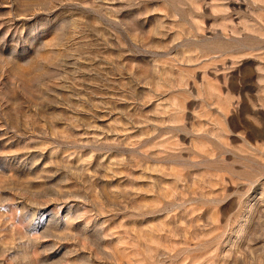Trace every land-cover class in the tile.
<instances>
[{
    "label": "rangeland",
    "instance_id": "374dc122",
    "mask_svg": "<svg viewBox=\"0 0 264 264\" xmlns=\"http://www.w3.org/2000/svg\"><path fill=\"white\" fill-rule=\"evenodd\" d=\"M0 264H264V0H0Z\"/></svg>",
    "mask_w": 264,
    "mask_h": 264
}]
</instances>
